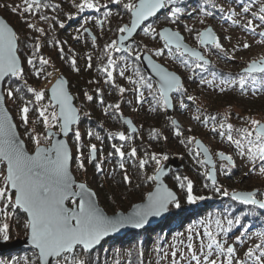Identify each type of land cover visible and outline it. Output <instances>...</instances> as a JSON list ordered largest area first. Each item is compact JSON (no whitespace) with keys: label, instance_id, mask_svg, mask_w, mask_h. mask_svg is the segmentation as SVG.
Masks as SVG:
<instances>
[{"label":"snow or ice","instance_id":"obj_1","mask_svg":"<svg viewBox=\"0 0 264 264\" xmlns=\"http://www.w3.org/2000/svg\"><path fill=\"white\" fill-rule=\"evenodd\" d=\"M183 2L106 0L101 4L100 0H79L78 3L71 0L72 7L76 9L75 15L87 10L100 12L104 9V19L97 21L101 31L105 21L113 15L109 4L121 8L129 17L128 23L115 29L116 38L103 45L99 57L101 63L96 67V71L103 74L104 84L119 94L120 101L106 104L103 90L99 87L94 90L95 97L88 90L83 91L86 102H98L105 116L127 126V132H108L106 137L91 129L82 135L79 128L82 116L90 118L91 114L84 110L83 104L78 107L74 103L78 97L69 91V81L62 74L56 77L50 88L40 90L29 85L26 78L30 76L39 80L52 76V72L48 71L49 67H53L50 59L40 54L41 37H46L47 32L36 21L47 24L49 30L53 29L54 22L61 29L65 28V23L57 16L47 14L59 11L60 4H51L49 0H21L19 5L0 4V8H7L19 17L29 33L37 34L21 36L15 27L0 18V240L10 239L9 221L22 215V228L32 253L23 258L22 264H92V252L110 235L127 227L142 229L151 218L169 213L179 215L186 211L184 205H194L211 198L194 194L193 181L187 176L177 175L175 181L183 194L182 203L181 196L165 183L168 173L164 162L169 160V155L148 151L150 144L144 149L134 146V141L140 138L139 129L132 119L123 116L121 103H127L134 113L148 105V111L163 114L168 130L202 168L201 175L206 181L203 187L234 204L247 207L243 215L234 212L229 215L232 209V204H229L222 218L202 220L198 228H189L186 237L172 245L169 252L162 253L168 264H264V232L255 233L259 242L245 246L246 240L252 239V228L246 227L245 221L257 210L264 212V192L229 191L220 185L213 156L221 162L219 171L229 175L236 166L233 155L221 150L213 153L201 139L193 135L185 136V129L168 115L172 110H189L190 105L185 101L196 100L188 94L185 80L221 94L229 90H238L241 95L264 93V56L246 62L240 72L231 76L214 70L209 54L223 53L226 59L234 61L237 51L248 50L252 45L247 40L243 43L237 41L229 51L222 39L231 44L233 37L224 35L221 38L206 23L207 18L219 15L221 20L230 22L246 37L250 35L257 44L264 45V0H235L236 7L227 10L217 5L215 0H203V4L196 9L201 30L182 23L186 15L191 18L194 14L186 12ZM66 15L68 20L75 18L74 14ZM116 15L121 14L117 12ZM161 15L167 26L158 29L154 22ZM87 23V18H84L73 39L79 41L82 35L88 34L95 49L97 36L85 26ZM181 25L187 37L179 30ZM140 32L160 46L149 47L138 43L135 36ZM188 38L194 41L196 47L186 42ZM47 43L57 50L59 58L73 72L78 74L81 71L73 49L69 48L65 53L63 44L66 41L52 39ZM165 56L189 75L182 77L154 59ZM92 68L93 56L88 53L84 70ZM117 77L132 87L117 84ZM99 82L93 79L88 84ZM126 92L132 93L134 107L133 101L123 99ZM13 109L19 124L11 114ZM230 118V110L218 117L205 113L199 107L191 116L198 125L228 143L234 154L250 165L249 173L264 176V121L249 116L241 118L244 126L236 127L229 122ZM20 127L33 146L31 150L20 135ZM37 127L42 130L38 132ZM186 131L191 133L193 129ZM70 136L72 144L68 140ZM93 139L100 142L101 147L92 143ZM105 139L117 141L110 144L111 151L107 155L103 150ZM168 139L161 129L152 128L149 132L150 141L167 142ZM113 160L115 167L112 171H120L124 185L140 189L143 184H149L151 190L143 193L140 201L133 203L127 212L109 215L100 208L97 192L86 182H78L73 172L86 173L90 165L95 173L104 175L105 163ZM150 165L152 174L145 171ZM129 168L137 170L136 179L139 182H133ZM230 239H233L232 243H229ZM241 246H244L242 254ZM0 264H20V261L13 258L0 260Z\"/></svg>","mask_w":264,"mask_h":264},{"label":"trees","instance_id":"obj_2","mask_svg":"<svg viewBox=\"0 0 264 264\" xmlns=\"http://www.w3.org/2000/svg\"><path fill=\"white\" fill-rule=\"evenodd\" d=\"M51 4H60V9L57 12L49 11L47 14L52 16L55 15L58 17V19L65 23V28L61 29L59 27L58 23L54 22V27L52 30L48 29V25L39 22L38 20L37 25L39 27H44L47 36L41 37V55H43L45 58H49L51 61V64L53 67H49L48 71L52 72V74L55 73L57 68H61L62 71L71 70L69 65L62 61L59 58L58 52L54 47H51L48 45L47 41L52 39H57L61 42L66 41V44H63L65 53H68V49L71 48L73 51L77 54L78 57V66L81 68V71L77 74L73 72L75 77L69 78V86L74 94V97H78L76 99V104L78 106H81L82 104L85 106L84 110L89 112V117H83L81 119L80 126H82L83 131L82 135L86 133L87 130L91 129L93 131H98L102 137H106L108 132H116V131H128L127 126L123 125L122 122L114 119H110L109 117L105 116L102 107L99 105L98 102H86L83 98V91L86 89L89 91L90 94H92L95 97V89L97 87L101 88L103 90V96L104 101L106 104L108 103H116L120 101L121 97L119 94L111 90L108 85L104 84L103 82V74L98 73L96 71V67L98 64L101 63V60L99 57L102 54L103 45L106 42H110L111 39H115L114 31L115 29L124 24L128 23L129 17L123 13V10L115 5L109 4L108 7L112 11L113 15L105 21L103 31H101L100 26L97 24L98 20H103V12L104 9H101L100 12H96L95 10H87L86 12L75 15L76 9L72 7L71 0H49ZM78 3L79 0H76ZM106 2V1H105ZM105 2H101V4H104ZM194 3L195 7H200L203 4V0H189L186 2H183V6L185 9L191 10L189 8V5ZM0 4H7L10 5L11 2L8 0H0ZM65 4L68 5V7H65ZM4 9V13L6 16H9L10 12H8L7 8ZM120 12V16H117L116 13ZM196 12V11H195ZM197 13V12H196ZM66 14H74L75 18L72 20L67 19ZM198 14V13H197ZM102 16L101 18H98L95 22L96 30L98 31L97 35V42L96 47L94 51H90L89 53L93 56V68L90 70L85 71L86 66V55L79 51V49L76 47L77 40H74L73 37L77 34L72 30L74 26H76V22L78 23L83 16ZM122 17V18H121ZM166 21L164 20L163 15L159 16L155 19L154 26L159 28H162L165 26ZM11 24L17 29L18 32H20L21 36L24 35H37L36 33H29L26 29V31H22L19 26H17L16 22L11 20ZM72 25V26H71ZM71 26V28H69ZM181 27V26H180ZM109 29H112V31H109ZM88 41L91 43V38L88 36V34H84ZM135 40L138 43L147 44L149 47H159V43L157 41H151L148 37H145L142 32H140L138 35H136ZM30 51V50H29ZM159 59V58H158ZM212 63V66L214 67V70L218 73L231 76L232 74H236L238 72H233L229 70L222 69L217 64ZM177 65V64H176ZM178 66V65H177ZM180 67V66H178ZM182 70V67H180ZM28 79L29 85L37 88L38 86H41L42 82H44L47 79H35L30 76L26 77ZM76 78V79H75ZM99 80L100 82L98 84H88L89 80ZM117 84L122 85L126 88H131L132 86L129 85L125 80L120 79L117 77L116 80ZM185 87L188 89V94L191 95V88L188 85H185ZM111 93V94H110ZM125 101H133V107L135 106L134 103V97L131 92H126L124 94ZM231 101V100H230ZM194 102V101H193ZM188 104H192V102L187 101ZM195 103V102H194ZM193 103V104H194ZM10 108H12V105H9ZM130 107L127 103H121V111L123 113L124 117H127L124 114V109ZM131 108V107H130ZM144 109L148 111V105L144 106ZM14 110V109H13ZM12 110V113H13ZM144 110H140L139 112H143ZM178 112H182V109L173 110L169 112V116H171L173 119H175L176 114ZM246 112V111H245ZM153 113V112H151ZM211 114H216L218 117L222 115L219 111L216 112H210ZM244 112L242 114H239V117L244 118ZM14 115V114H13ZM155 116V120H145L142 122H139L138 119H136L134 116H130L138 125L139 128V139H136L134 141V146H136L138 149H144L145 146H148L150 144V147L147 148L150 152H166L169 157H179L185 164L182 168H174L172 167L170 173L167 175L166 180L169 183V185L174 188L179 195L182 198L183 203V194L181 190L179 189L177 182L175 181V176H187L193 181L194 185V194L196 195H204L206 197H211L210 199H206L204 201H199L194 205H184L186 211L180 212L179 215L169 214L167 218H165L162 222L155 224L151 227L142 229V230H136L127 233L126 235L122 237H111L107 240H104V242L97 247L91 254V260L92 264H111V257L115 258L116 261H120V264L122 262V259L120 257L122 255H125V253L128 255L127 258V264H148V257L145 255V250L151 245L150 244V236L151 233L153 235V238L156 242L154 246V250H157V256L159 255V250L162 245L165 244L167 238L171 236L174 240L178 241L182 239L181 234L187 235V230L189 228H198L199 222L206 219H216V218H222L226 211H228V205L232 204L231 212L228 214L231 215V213H235L237 215H243L244 211H247L246 206L238 205L232 203L228 198L221 197L217 194H214L209 189H205L203 187V184L206 182L201 175L202 170L200 167L193 163L191 159L188 156V153L186 149L179 144L177 138L174 137L171 131H169V125L165 122V116L163 114H157L153 113ZM243 115V116H242ZM15 116V119L17 123L19 124V118ZM34 118V117H33ZM102 126V128H101ZM183 129H185L184 135H193L196 138L200 137L202 139H205V134L207 135V131H200L196 132L194 130L191 133L187 132L186 130L188 128H191L189 126H182ZM152 128H158L164 131V134L169 137L168 141H150L149 140V132ZM20 133L24 136V130L22 127L19 128ZM204 132V136L202 133ZM26 141H28V144H31V142L28 140L26 136H24ZM84 142L87 144L88 139L85 137ZM92 143H96L97 147H101L100 142L96 140H92ZM117 141H109L108 139L104 140L103 144V150L104 155H107L109 151H111L110 144ZM193 148L195 150V145H193ZM73 153L75 154V149H73ZM142 154V153H141ZM113 161L106 162L104 165L105 174L101 175L99 173H95L94 168H92L90 165L88 166V170L86 173L77 172L78 179L87 182L88 184H91L92 182L96 181L99 186V190L101 191V197H100V203L103 207L106 208L108 212H116L120 209H129L130 206L133 203L138 202L140 199H138V194L141 196L143 193H146L147 191L151 190V185L149 184H143L140 189L135 188H129L127 185H124L122 181V174L120 171H108L106 168L107 163H112ZM219 160L217 161L218 165ZM74 164V163H73ZM75 165V164H74ZM145 171L148 174H152V166L146 167ZM129 172L133 175V182L137 183L139 182L136 179V172L137 170L135 168H129ZM111 174V175H110ZM222 174V175H221ZM218 175V182L220 185H222L224 188H227L229 191L236 190V185L240 183V179L236 178L235 175L237 174V168L236 166L231 169L229 175H225L221 173ZM109 177L110 180L108 179ZM236 178V179H235ZM112 179V180H111ZM109 181L108 184L106 182ZM231 181H234V186L228 187ZM115 183V184H112ZM110 184L112 186H110ZM252 188V187H250ZM261 192H264V185L261 186L259 189ZM125 202H128L126 204ZM125 203V204H123ZM243 209V211H241ZM177 210H174V212ZM23 216L21 215L19 218L13 217L10 221V239H14L15 237H22L26 236L23 228ZM246 227H251L252 230L255 231H263L264 232V212H261L260 210H257L254 215H249L248 219L245 221ZM185 235V236H186ZM118 250L120 253H118ZM31 251L30 246H25L21 249L17 250H11L7 251L5 253L0 254V260L6 261L7 258L18 255V256H26V253H29Z\"/></svg>","mask_w":264,"mask_h":264},{"label":"rangeland","instance_id":"obj_3","mask_svg":"<svg viewBox=\"0 0 264 264\" xmlns=\"http://www.w3.org/2000/svg\"><path fill=\"white\" fill-rule=\"evenodd\" d=\"M8 1L11 2L10 5L21 4V0H8ZM100 1L105 2L106 0H100ZM215 2L217 3V5L223 6L226 10L228 8L236 7L235 0H215ZM65 7H68V5L65 4ZM189 8H191V10L187 9L186 12H192L194 14L191 18H189L186 15L183 18L182 23L187 24L189 27H193L197 30H201L202 25L199 23L198 14L195 12L196 9H198V6L195 7V4L192 3L189 5ZM238 10L239 9L237 8V11ZM4 11H5L4 9L0 8V14H2L10 23H11V20H13L16 22L17 26H19V28L22 29L23 32L26 31L25 30L26 28H24V26L20 23V18L18 16H15L10 10H7L8 12H10V14H9V16H6ZM101 17L98 15H96V16L95 15L94 16H89V15L86 16L85 15L82 17V19L78 23L76 22V26H74L72 28V30L76 34H78L77 29L80 28V25H81V23H83L84 18H87L88 23L85 26L90 28L97 36L98 31L96 30L97 28L95 27V22L98 18H101ZM206 23H207V25L212 26L215 29V31L221 36V38H223L224 35H231L233 37L231 44H229L227 41H223V39H222V43L224 44L225 49H228L229 51H231L232 45L236 44L237 41L243 43L245 40H247V42L252 45V47L248 50L237 51L235 53V60L234 61L226 59V57L224 56L223 53L209 54L208 57H210L213 60V63L217 64L222 69L233 71V72H240L241 68L244 66V64L246 62L250 61L251 59H256V58H259L261 56H264V45L257 44L255 42L254 38L250 35L246 37L242 31H240L239 29H236L234 26H232L230 24V22H226L224 20H221L219 15H217L215 18H207ZM165 25H167V23H165ZM71 26L69 28H71ZM179 30L183 34H185L186 37L188 36V34L184 31V28L182 25H181V27H179ZM187 40L193 46H196V44L194 43V41L191 38H188ZM76 47L79 49L80 52H82L85 55L88 54L90 51H92V52L94 51V48L92 47L91 43L88 41V39L86 38L85 35L81 36V39L76 43ZM158 60L160 62L164 63L170 69L180 73L182 75V77H187L189 75V73L186 70H182L175 63L170 61L167 58V56H165L163 58H159ZM61 74H64L65 76H67L68 79L72 76L75 77L74 76L75 74L73 73L72 70L62 71L61 68H57L55 73L52 74V76L49 79L45 80L44 82H42L41 86L37 87V90L50 88L51 85L55 82L56 77H58ZM185 85H188L191 88V95L196 97V100L194 101L195 103L192 102V104H189L190 105L189 110L185 111L184 109H182V112H178L176 114L175 119L177 120V122L182 126L184 125V126H189V127L193 128L194 130H196V132L206 130L207 135L205 134V139H202V138L201 139L206 142V144L209 146V148L211 149V151L213 153H215L217 150H221L227 154L233 155V159L235 160L236 168H237V174L235 175V177L238 179L241 178L239 185H238V183L236 185L237 191H239V190H259L261 188V186L264 185V176H261L258 173H249L250 165H248L246 161H243L239 157H237L234 154L232 147L228 143L222 142L218 136H214L213 134L209 133V131L207 129H205L202 125H198L196 121L191 119V116L196 114V109H197V107H199L205 113L219 111L222 115L226 111L230 110L231 118H230L229 122L232 123L236 127L244 126L243 120L241 119L243 117L238 116L239 114H242V112L245 113L244 118L252 116L256 119L264 121V93H260L257 95H252V94L241 95L238 90L235 92L229 90V91H226L225 93L221 94L217 90H214V89L208 88V87L200 86L198 83L190 82L188 80H185ZM185 102L187 103V101H185ZM142 110H144V111L134 113V112H132L130 107H127L124 109V114L126 116H134L136 119H138L139 122H142L145 120H150V121L155 120V116L153 115V113H151L150 111H147L144 108ZM13 114L16 115L15 110H13ZM30 127H31V125H30ZM83 128H82V126H80L81 133L83 131ZM41 130L42 129L40 127H37L38 132ZM202 135L204 136V132L202 133ZM198 138H200V137H198ZM24 139H25V137H24ZM68 139H69L70 144H72L71 136ZM26 142H27V146H28L29 150H31L33 147L32 144H28V141H26ZM73 149H75L74 146H73ZM188 156L191 159V161L193 163H195L193 157L190 156L189 154H188ZM217 161H218V159H217ZM220 163L221 162L219 161L218 165H217V174L218 175L222 173L219 171V164ZM114 167H115L114 162L106 164V168L109 172L112 171V169ZM73 168H75L74 164H73ZM200 169L202 170L201 167H200ZM246 173H247V175H246ZM74 174L76 175V178L78 179L77 171H74ZM110 178L111 177H109L108 179L110 180ZM78 180H80V179H78ZM80 181H82V180H80ZM108 183H109V181L106 182V184H108ZM112 184H115V183H112ZM234 184H235L234 181H231L230 184L228 185V187H232V186H234ZM88 185L90 187H92L94 190H96L98 197H99V202H100L101 191L98 189L99 188L98 183L96 181H94ZM110 186H112V185L110 184ZM250 187H252V188H250ZM138 197H139L138 199L141 198V196L139 194H138ZM125 203L128 204V202H125ZM125 203H123V204H125ZM122 210L126 211V209H122ZM258 232H263V231L252 230V233L250 234V235H252V239L246 240L245 246L250 247V246H252V244L254 242H259L255 238V233H258ZM185 235L186 234H184L182 236V239L184 237H186ZM149 236H150L149 242L151 245L145 250V255H147V257H148V264H168V260L164 258L162 253L169 252L171 246L176 244L177 241L174 240L171 236H169L167 238L165 244L161 246V248L159 250V255L157 256V250H154V246H155L156 242H155L153 235L151 233L149 234ZM22 237H24V236H22ZM233 239H234V237H233ZM233 239H230L229 243H232ZM243 250H244V246H241V248H240L241 254H242ZM118 253H120L119 250H118ZM31 254L32 253L30 251L29 253H26V256H31ZM26 256L14 255V256L7 258L6 261H9V260H12L13 258H16L17 260L20 261V264H22V260ZM127 258H128V255L126 253H125V255H122L120 257V259H122L121 264H127ZM111 264H116V259L113 257H111Z\"/></svg>","mask_w":264,"mask_h":264},{"label":"water","instance_id":"obj_4","mask_svg":"<svg viewBox=\"0 0 264 264\" xmlns=\"http://www.w3.org/2000/svg\"><path fill=\"white\" fill-rule=\"evenodd\" d=\"M184 1H187V0H184ZM0 18H3V19H5L7 22H9L2 14H0ZM10 23V22H9ZM11 24V23H10ZM12 25V24H11ZM13 26V25H12ZM167 26V25H166ZM14 27V26H13ZM90 29V28H89ZM90 31H91V33L93 34V35H95L94 34V32L90 29ZM182 33V32H181ZM183 34V33H182ZM185 35V34H184ZM190 46H192V47H196V46H193L190 42H188V40L186 41ZM209 58V60L212 62V59L210 58V57H208ZM154 59H157V58H155L154 57ZM157 62H160L158 59H157ZM160 63H162V62H160ZM164 64V63H163ZM165 65V64H164ZM166 66V65H165ZM166 67H168V66H166ZM169 68V67H168ZM169 70H171V71H174V70H172V69H170L169 68ZM178 73V72H177ZM179 75H181L180 73H178ZM68 81H69V79H68V77L67 76H65L64 74H62ZM60 76V75H59ZM182 76V75H181ZM69 91L72 93V91H71V89H70V86H69ZM72 95L74 96V94L72 93ZM74 103L76 104V101H74ZM77 105V104H76ZM78 106V105H77ZM12 115H13V113H11ZM14 116V115H13ZM15 118V117H14ZM126 118H130V119H132L131 117H126ZM16 120V119H15ZM133 120V119H132ZM134 121V120H133ZM17 122V121H16ZM134 125L138 128V125L134 122ZM19 132H20V130H19ZM20 135H21V133H20ZM21 137L24 139V137L21 135ZM198 139H201V138H198ZM25 140V139H24ZM69 140V139H68ZM202 140V139H201ZM203 141V143L205 144V146H207V147H209L207 144H206V142L204 141V140H202ZM25 142H26V140H25ZM70 143V142H69ZM26 145H27V142H26ZM227 154V153H226ZM217 157H215V156H213V159H214V161L216 162V164H217V159H216ZM164 164H165V170H166V172L169 174L170 173V171H171V169H172V167H174V168H182V167H184L185 166V164H184V162H182V160H180V158L179 157H172V158H169V160L168 161H165L164 162ZM73 175L75 176V178H76V175L74 174V172H73ZM167 177V176H166ZM166 177H165V183L173 190V191H176L174 188H172L170 185H169V183L167 182V180H166ZM217 177H218V174H217ZM77 179V178H76ZM77 181L78 182H84V181H80V180H78L77 179ZM92 188V187H91ZM93 189V188H92ZM94 190V189H93ZM94 191H96V190H94ZM239 191H253V190H239ZM177 192V191H176ZM177 194L179 195V193L177 192ZM97 199H98V204H99V206H100V208L106 213V214H109V215H111V214H113L114 212H112V213H110V212H108L101 204H100V202H99V197H97ZM139 202V201H138ZM138 202H136V203H138ZM129 209H127L126 211H124V210H122V209H120V210H118V211H116V212H127ZM170 214V213H169ZM169 214H165V215H163V216H161V217H155V218H151L150 219V223L149 224H147L144 228H142V229H145V228H148V227H151V226H153V225H155V224H158V223H160V222H162L165 218H167V216L169 215ZM142 229H134V228H131V227H127V228H125V229H122L120 232H118V233H115V234H112V235H110L109 237H107V238H105L104 240H107V239H109V238H111V237H122V236H124V235H126L127 233H129V232H132V231H136V230H142ZM104 240L101 242V244L104 242ZM100 244V245H101ZM100 245H98L97 247H99ZM25 246H30V244L29 243H26V236H24V237H16V238H14V239H9L8 241H2V240H0V254H2V253H5V252H7V251H11V250H17V249H21V248H23V247H25ZM31 247V246H30ZM96 247V248H97Z\"/></svg>","mask_w":264,"mask_h":264}]
</instances>
